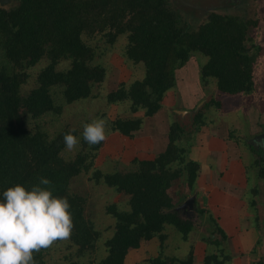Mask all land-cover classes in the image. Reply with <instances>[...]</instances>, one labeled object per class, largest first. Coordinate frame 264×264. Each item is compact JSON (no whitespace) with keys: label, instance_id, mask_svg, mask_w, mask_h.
Here are the masks:
<instances>
[{"label":"trees","instance_id":"16d2710c","mask_svg":"<svg viewBox=\"0 0 264 264\" xmlns=\"http://www.w3.org/2000/svg\"><path fill=\"white\" fill-rule=\"evenodd\" d=\"M170 5L169 0H11L0 5V200L14 185L30 190L41 177L50 180L53 195L67 198L70 204L74 223L70 239L78 255L94 249L104 253L97 260L65 264H125L129 251L152 241L158 251L144 264H193L192 246L185 257L163 252L172 227L183 240L202 227L203 264H232L230 238L211 211L197 204L200 162L189 155L192 136L205 125L203 111L210 106L220 109L219 100L210 98L185 116L168 108L174 119L164 149L152 158L135 157L121 168L108 159L103 167L107 172L94 165L102 143L90 146L82 138L83 125L99 117L106 121L107 134L133 138L144 118L163 108V99L175 86V71L193 58L200 79L214 82L218 95L253 91L261 47L247 34L260 20L210 12L193 25ZM118 38L124 39L120 54L133 78L108 91L104 87L108 69L99 62L107 49L99 52L98 43L112 47ZM200 56L206 58L202 63ZM42 61L32 78L29 69ZM30 81L31 88L23 91ZM80 105L82 118L62 125L65 109ZM92 105L96 111L91 108L94 115L88 121ZM112 107L125 116L111 118ZM69 132L80 141L73 157L63 142ZM263 139L256 138L257 144L250 146L256 155L255 179L262 182ZM88 172L89 181L103 186L110 198L123 199L104 202L110 233L101 245L99 229L85 214L87 198L70 188L72 179ZM245 176L248 183L247 169ZM191 196H195L191 211L181 214L182 203ZM254 205L251 200L248 210ZM261 243L258 237L250 264H264V249L261 257L254 254ZM47 252L34 253L35 264H45Z\"/></svg>","mask_w":264,"mask_h":264},{"label":"rangeland","instance_id":"374dc122","mask_svg":"<svg viewBox=\"0 0 264 264\" xmlns=\"http://www.w3.org/2000/svg\"><path fill=\"white\" fill-rule=\"evenodd\" d=\"M169 1L172 9L181 15V19H188L193 25L203 21L207 14L213 11L220 14H237L247 20H260L257 27L249 28L247 34L248 37L252 39L253 44L260 45L261 47L255 62V87L249 95L238 94L233 96L222 93L218 95L214 82L210 81L207 83L200 79L198 62L195 60L196 58H193L186 66L175 71V86L163 99V108L151 118H144L140 130L131 139L108 134V138L102 142V146L94 160V165L98 168L104 169V163L106 164L109 159L111 162H115L114 164H118L116 167L121 168L135 157L139 159L154 157L158 151L164 149L168 126L174 119L173 116L169 117L170 113L168 108L173 107V109L176 110V113L185 116V114L179 113L178 109L181 108L186 111H191L196 107H198V109L201 108L210 98L219 100L221 103L220 109L210 106L208 110L203 111V116L206 117V119H204L205 125L192 136L191 142L193 144L189 155H192L193 157H190L193 159L205 161L209 154L208 150L211 149L212 153L215 152V155L212 158L217 160L218 154L221 157L222 154H226L228 151L230 160L234 158L233 161H239L238 164L241 162L247 169V178L249 182L243 184L245 188L243 187L244 189L242 192H238L239 188L235 191V188L238 187L237 185L233 187L234 194L233 191H231L227 198L225 197L223 199L224 203L227 205L225 206L227 213L224 214L226 216L224 226H226L228 230H231L233 224L237 225V223L241 225L240 229H242V225H246V223L248 227H253L254 225L257 228L256 233L259 234V238H262L263 243V245L261 243V245L257 246L254 254L256 257H261V247L264 246V182L255 179L256 168L253 167V161L256 155L250 150V146L256 145L258 141L255 139L263 138L259 136L264 134V104H262V102H264V0ZM10 3L11 0L6 3L0 2V5H9ZM123 43L124 39L121 40V38H118L112 47L108 46L107 43L103 41L98 43L100 48L99 52L104 48L107 49L102 56L103 60L98 57L101 59H98L99 62L106 65L108 69L107 79L104 85L105 90H113L121 81H128L131 77V72L133 70H130V67H127L120 54ZM249 45L250 43H248V46ZM205 60L206 58L200 56L198 61L202 63ZM44 63V61L39 62L35 67L29 69L32 78L36 76ZM132 78L133 76L130 79ZM32 85L33 81H30L23 91L26 92L29 90ZM257 102L259 103L257 104ZM81 107L82 105L77 106L76 109H74V106L65 109L63 117L60 118L61 124L63 125L66 123L67 125L76 123L79 117L81 119L82 116H79V114L82 113L84 115ZM89 108L90 112L86 115L88 121L92 120V116L94 115L91 112L93 111L91 108H94L96 111V107H93V105L89 106ZM105 109L106 108H102V111ZM117 110V107H112L109 110V116L111 118L125 116L121 112L118 113ZM139 114L140 113H137L136 115ZM202 134H208L210 136H208L209 140H212L210 148L207 145V136H203ZM213 137H216L215 140H213ZM219 139L223 140L224 145ZM78 150L79 144L72 151L66 149L71 157H73ZM109 165L112 166L113 163H108V166ZM237 169H239V167L236 166V168H234L231 164L227 167V170L231 173H236ZM104 171L107 172V168H105ZM89 176L90 172L87 174H80L77 178L72 179L70 188L71 191L82 194L87 198L88 202L85 208V214L91 218L96 224L95 227L99 229L100 238L98 245H101V242H103L110 233L109 230H107V225L110 221L104 212V202L111 203L117 200L122 202L123 199L121 197L110 198L103 186L96 185L89 181ZM244 179L246 182V176H244ZM222 183H226L228 184V187H231V183L225 180H223ZM195 190L198 191L197 184H195ZM234 196L238 197H236L237 200L242 199V202L244 203L241 205L242 207L234 201ZM223 197L224 195H221L220 199ZM251 200H254L255 205L248 210V205ZM223 201L221 200V202ZM187 210V207L179 209L180 213L184 215ZM213 210L216 211V213H221L223 211L221 207L218 209L213 207ZM242 212H246L245 215L241 216ZM212 215L218 222L216 216L213 213ZM244 217L248 218L245 219ZM243 219L247 221L243 222ZM201 220L203 224L206 223L205 219L201 218ZM202 229V227H198V231H195L194 234H190L194 236L189 235L186 240H183L179 232L173 227L169 228L167 232L168 238L162 248L163 252L170 256L181 257L188 253L192 246V255L194 256L193 240L201 242L199 235L202 232ZM234 229L232 231H234ZM233 236L234 238L238 237L237 235ZM76 249L77 246H75L70 238L64 241H57L53 246L47 249L48 252L46 254L45 264H65L72 260L84 262L87 260H94V258L97 260L104 254L102 250L94 249L93 251L86 250L84 256H79ZM232 252L234 255V258L231 261L232 264L234 260L235 264H239L241 258L238 257L234 251ZM140 253L141 256H146L145 258L150 256L149 248H145V251L141 250ZM195 255L197 256V253H195Z\"/></svg>","mask_w":264,"mask_h":264},{"label":"clouds","instance_id":"9594fccd","mask_svg":"<svg viewBox=\"0 0 264 264\" xmlns=\"http://www.w3.org/2000/svg\"><path fill=\"white\" fill-rule=\"evenodd\" d=\"M82 138L90 146L104 142L108 138L106 121L96 118L85 123ZM63 142L72 151L80 141L69 132ZM50 185V180L41 177L30 190L17 184L3 192L0 264H35L34 253L70 238L74 228L70 204L67 198L54 196Z\"/></svg>","mask_w":264,"mask_h":264},{"label":"crops","instance_id":"0c3cea01","mask_svg":"<svg viewBox=\"0 0 264 264\" xmlns=\"http://www.w3.org/2000/svg\"><path fill=\"white\" fill-rule=\"evenodd\" d=\"M180 110H181V108L178 109V111H180ZM202 135L207 136V138H206L207 145L210 148L211 147L210 143L212 140L211 141L209 140V138H208L209 135L208 134H206V135L202 134ZM215 138L216 137H213V140H215ZM220 141L224 145L223 140H220ZM208 151H209V154L206 157L205 161H202L200 159H196L200 162V173H199L198 178L196 180V184L198 186L197 193H199L197 198H196L197 204L200 207H205V208L208 207L209 210L210 209L212 210V211L211 210L210 211L218 219L219 226L224 230V232L230 238V241L232 244V251H234V253H236L237 256L241 258V260L239 261V264H250V262L252 261V258L250 257V252L252 251L253 247L255 246L256 240L259 236V234L256 233L255 226L253 225V227H248V225L246 223V225L245 224L242 225V229H240L241 225L237 223L238 226L236 224H233V227L231 228V230H228L226 228V226H224V221L226 222V216L224 214L227 213L225 206H227V205L224 203L223 199L225 197L227 198L228 194L231 191H233V194H234V188L233 187L238 185V187L235 188V191L237 188H239L238 192H242V190L245 188V186H243V184L246 183L245 179H244L245 167H244V165H242L241 162H240V164H238L239 161H233L234 158L232 160H230L229 155H228V151L226 154H222L221 157L218 154L217 160H215V158H212L215 155V152L212 153L211 149H209ZM226 161H227V163H226ZM230 164L234 168H236V166L239 167V169H237L236 173H231L230 171L227 170V167L230 166ZM240 166H241V168H240ZM223 180L231 183V187H228L227 186L228 184H226V183H222ZM221 195H224V197L220 199ZM236 197L235 196L233 197L234 201L237 204H240V206L243 205L244 203L242 202V199L237 200L238 197L237 198ZM221 200L223 202H221ZM213 207H216L217 209L221 207L223 209V211L221 213H216V211L213 210ZM239 209H240V207H239ZM245 213L246 212H242L241 216L245 215ZM247 218H245V219H247ZM245 219H243V222L247 221ZM235 223H236V221H235ZM233 229H234V231H232ZM190 234H194V232H192ZM233 235H237L238 237L234 238ZM190 236H194V235H190ZM193 244H194L193 264H203L205 245H204V243H202L200 241H195V240H193ZM145 248L146 249L149 248L150 256H155L157 251H158L157 242L152 241V242L143 244L137 250L129 251L128 254L126 255V258H125V264H144V260L146 259L145 258L146 256H141L140 251L141 250L145 251ZM263 249H264V246L262 247L261 250L263 251ZM195 253H197V256L195 255ZM186 255H187V253L181 257H185ZM150 256H148V257H150ZM176 257H179V256H176ZM194 257H195V260H194ZM257 257H259V256H257ZM233 264H235V260H234Z\"/></svg>","mask_w":264,"mask_h":264},{"label":"water","instance_id":"95a60500","mask_svg":"<svg viewBox=\"0 0 264 264\" xmlns=\"http://www.w3.org/2000/svg\"><path fill=\"white\" fill-rule=\"evenodd\" d=\"M10 0H0L1 3H6V2H9ZM198 109V107H196L193 111H188V112H180L181 114H190V113H193L194 111H196ZM259 137H263L264 138V134L259 136ZM194 199H195V196H191L190 198H188L187 200H185L182 205H181V208H185L187 207L188 211H191L192 209V206H193V203H194Z\"/></svg>","mask_w":264,"mask_h":264},{"label":"flooded vegetation","instance_id":"af4514ba","mask_svg":"<svg viewBox=\"0 0 264 264\" xmlns=\"http://www.w3.org/2000/svg\"><path fill=\"white\" fill-rule=\"evenodd\" d=\"M264 140V139H263Z\"/></svg>","mask_w":264,"mask_h":264}]
</instances>
